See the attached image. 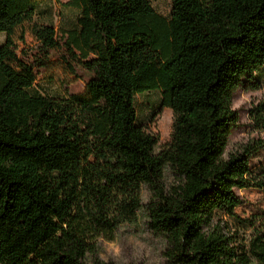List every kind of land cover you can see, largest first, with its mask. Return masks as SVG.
Masks as SVG:
<instances>
[{
    "label": "trees",
    "instance_id": "trees-1",
    "mask_svg": "<svg viewBox=\"0 0 264 264\" xmlns=\"http://www.w3.org/2000/svg\"><path fill=\"white\" fill-rule=\"evenodd\" d=\"M171 3L167 18L150 0H68L77 27L58 33L34 22V0H0V264H114L94 258L98 242L137 220L144 189L169 264H264V214L240 218L235 192H264L250 167L264 149V96L250 111L259 137L227 151L235 92L260 88L250 78L264 67V0ZM25 24L36 45L18 51ZM54 56L85 94L34 92ZM150 91L173 115L159 149L137 121L135 98Z\"/></svg>",
    "mask_w": 264,
    "mask_h": 264
},
{
    "label": "rangeland",
    "instance_id": "rangeland-1",
    "mask_svg": "<svg viewBox=\"0 0 264 264\" xmlns=\"http://www.w3.org/2000/svg\"><path fill=\"white\" fill-rule=\"evenodd\" d=\"M36 3L35 23L52 25L58 33L63 30L77 27L79 11L66 5L68 0H34ZM156 12L169 18L171 13V0H150ZM24 35V42L20 36ZM13 40L18 51L26 47H34L36 42L31 34V24L19 27ZM6 41V34L0 33V46ZM256 89L250 85L239 88L232 98V108L239 114V124L232 131L227 151L236 149L242 145L252 143L259 137L250 121V111L264 96V67L260 68L250 78ZM34 92L47 97H70L86 93V85L83 80L72 75L59 57H53L50 62L38 72L34 86ZM161 92L150 91L135 98L137 121L151 130L159 138V147L167 144L171 139L173 115L167 108H161ZM253 175L264 173V149L254 154L250 160ZM243 203L236 208L237 215L242 219H248L254 215L264 214V192L251 188L235 190ZM150 200V194L142 191L143 207L138 213L134 223L124 224L119 227L111 241L101 239L98 242V250L94 258L112 262L114 264H169L164 256L166 250L162 238L155 236L146 225L145 206ZM217 221L230 225L226 233L233 234L237 225L224 214H217ZM240 238H248L250 231L241 229L238 232ZM91 258V257H90Z\"/></svg>",
    "mask_w": 264,
    "mask_h": 264
}]
</instances>
